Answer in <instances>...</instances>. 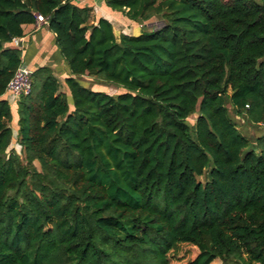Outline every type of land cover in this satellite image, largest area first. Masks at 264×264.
Here are the masks:
<instances>
[{
    "label": "trees",
    "instance_id": "1",
    "mask_svg": "<svg viewBox=\"0 0 264 264\" xmlns=\"http://www.w3.org/2000/svg\"><path fill=\"white\" fill-rule=\"evenodd\" d=\"M259 1L101 0L126 35L73 0H0V264H170L180 244L186 264H264V132L230 116L264 124ZM36 14L69 75L32 72L13 137Z\"/></svg>",
    "mask_w": 264,
    "mask_h": 264
},
{
    "label": "crops",
    "instance_id": "2",
    "mask_svg": "<svg viewBox=\"0 0 264 264\" xmlns=\"http://www.w3.org/2000/svg\"><path fill=\"white\" fill-rule=\"evenodd\" d=\"M73 2L79 7H90L92 10L94 9V16H100L110 23V19L119 22L115 15L110 14L102 7L101 0H73ZM22 29V37L14 40V43L15 41L17 42L15 47L21 50L22 65L26 66L32 72L41 67L51 69L61 84V91L64 92L62 84L64 78L69 75V71L55 45L53 33L48 30L47 24L44 23L40 24L35 22L34 24L24 25ZM84 78H86L85 86H90V79L85 76L82 79ZM5 99L12 107V112L14 111L12 125L15 128L18 118L16 105L18 98L6 93ZM236 118L242 119L241 117ZM12 132L16 135V131L14 132L12 129Z\"/></svg>",
    "mask_w": 264,
    "mask_h": 264
},
{
    "label": "rangeland",
    "instance_id": "3",
    "mask_svg": "<svg viewBox=\"0 0 264 264\" xmlns=\"http://www.w3.org/2000/svg\"><path fill=\"white\" fill-rule=\"evenodd\" d=\"M258 3H260L259 0H255ZM94 16V9L91 12V19ZM111 24L114 26L115 31L121 32L123 34L126 35H130L133 34L135 31L136 26H133L132 24H124L122 22H116L111 20ZM160 21H158L157 19H155L153 22L147 24L144 26L145 29H157L160 26ZM141 25L137 26V30H141ZM82 82L85 84L86 82V78L82 79ZM109 94V95H116L120 90L117 89L116 87H113L111 85H108L107 87H102L100 89V91H103ZM68 104L69 106H71V100L70 97L68 96ZM229 108V106H228ZM230 110V108H229ZM14 111L12 112V117H14L13 115ZM230 116L232 117V119H234L236 125L238 126L240 133L242 135H244L245 137H247L248 139H250L251 141H253L255 139L256 136L262 134L264 132V128L260 127V126H256V125H252L250 123H248L247 121H245L243 118L242 119H237L233 113H231L230 110ZM193 117L189 118L188 121L191 123L192 122ZM13 121V120H12ZM10 122V126L12 127L13 131L15 132L14 126L12 125L13 122ZM14 133H13V137H14ZM10 149H14L16 151H19V147L15 144L12 143L8 150L6 152H8ZM198 180L200 181H204V177H200ZM198 254V250L196 247L192 246V245H188V244H180L176 247V249L174 251H172L169 254V262L170 264H186L188 261H191L192 259H194L196 257V255ZM211 264H221L219 260H214Z\"/></svg>",
    "mask_w": 264,
    "mask_h": 264
},
{
    "label": "built area",
    "instance_id": "4",
    "mask_svg": "<svg viewBox=\"0 0 264 264\" xmlns=\"http://www.w3.org/2000/svg\"><path fill=\"white\" fill-rule=\"evenodd\" d=\"M35 21L36 23L46 24V19L40 14L35 15ZM31 74L32 71L21 63L7 83L6 93L16 98L28 95L31 91ZM259 126L264 128V124H260Z\"/></svg>",
    "mask_w": 264,
    "mask_h": 264
},
{
    "label": "water",
    "instance_id": "5",
    "mask_svg": "<svg viewBox=\"0 0 264 264\" xmlns=\"http://www.w3.org/2000/svg\"><path fill=\"white\" fill-rule=\"evenodd\" d=\"M15 44H17V42L15 41Z\"/></svg>",
    "mask_w": 264,
    "mask_h": 264
}]
</instances>
